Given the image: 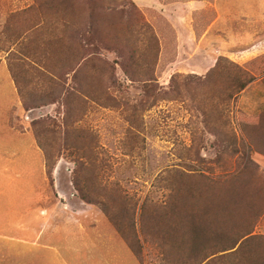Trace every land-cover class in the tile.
Masks as SVG:
<instances>
[{
    "label": "rangeland",
    "instance_id": "rangeland-1",
    "mask_svg": "<svg viewBox=\"0 0 264 264\" xmlns=\"http://www.w3.org/2000/svg\"><path fill=\"white\" fill-rule=\"evenodd\" d=\"M263 117L264 0H0V264H261Z\"/></svg>",
    "mask_w": 264,
    "mask_h": 264
},
{
    "label": "trees",
    "instance_id": "trees-1",
    "mask_svg": "<svg viewBox=\"0 0 264 264\" xmlns=\"http://www.w3.org/2000/svg\"><path fill=\"white\" fill-rule=\"evenodd\" d=\"M83 15V14H82ZM82 15L80 14V19H79V21L81 20V22H82ZM85 29H86V27H85V25H83L82 26V28H80V33H79V35L81 36V31H84L85 32ZM86 33H88L89 35H92V34H94V36H95V34H96V31H95V29L94 28H91V29H86ZM150 43L152 44L151 46H154V51H155V59H158V55H159V45H158V40L156 39V37L155 36H152V38H151V40H150ZM44 51V52H43ZM53 52H49L48 50H42L41 52L40 51H38L37 52V58H38V60L41 62H43L44 60H46L48 63H46V65L45 66H47V69L49 68H51L50 67V64H52V63H49L50 62V58H52L54 61H61V59L63 58V57H61V54H57V53H53ZM84 56L85 55H79L76 59H77V62L72 66V68L75 66V65H77L78 66V70H80L81 69V67L83 66V64L87 61V60H83V62H82V59H84ZM70 57V58H69ZM75 57H76V55L75 56H73V55H69V56H67L66 58H65V61L64 62H62V63H68V61H70V62H72L74 59H75ZM63 61V60H62ZM44 63V62H43ZM157 63V62H156ZM156 63H155V65H156ZM33 66H35V65H33ZM80 66V67H79ZM237 67V66H236ZM215 68H219V65L217 64L216 65V67ZM237 68H239V67H237ZM245 75H246V73L245 72H243V74L242 75H236V77H234V76H232V75H228L227 76V79H229V82H231V87H230V89L227 91V95H226V97H227V99L229 100V101H232V100H235L237 97H238V95L241 93V92H243L250 84H252L253 83V81H254V78L252 77V78H249V79H247V80H243V78H245ZM78 76H76L75 78H77ZM152 81V79L151 80H148V81H145V83H149V82H151ZM210 82V80H209V78L207 79V80H205L204 81V83H209ZM264 118V117H263ZM261 123H262V121H261ZM262 125L260 124V127H261ZM262 129L264 130V125L262 126ZM255 131H257V133H259L260 132V128H256V130ZM256 137L257 138H255V136H251V137H248V140L249 141H246V142H244L243 143V145H244V148H243V150H242V152H243V157H246L245 158V160L243 161V162H246V170L252 165V164H254V162H253V160H252V158H251V153H253L252 151H249L248 149H250V150H252L253 149V147L254 148H256L255 150L256 151H259V152H264V136L263 135H256ZM229 144H233V141L232 142H230ZM253 146V147H252ZM244 159V158H243ZM176 193V189L175 190H171V194H175ZM234 249V248H233ZM262 251V253H263V255H262V257H263V259H264V249H262L261 250ZM258 261L259 262H261V264H264V262H263V260H261L260 258L258 259ZM203 263V262H202Z\"/></svg>",
    "mask_w": 264,
    "mask_h": 264
},
{
    "label": "crops",
    "instance_id": "crops-1",
    "mask_svg": "<svg viewBox=\"0 0 264 264\" xmlns=\"http://www.w3.org/2000/svg\"><path fill=\"white\" fill-rule=\"evenodd\" d=\"M203 6V5H202ZM192 8H195V9H192ZM203 8V7H202ZM202 8H200V9H202ZM192 10V11H194V10H197V7L195 6V5H193V4H191V5H185V6H182L181 8H180V10L181 11H183V10ZM184 12V11H183ZM209 30H211V29H209ZM210 32V31H209ZM209 34L210 33H207V34H205V36H203L201 39H199L198 40V43H199V45L198 46H200V47H202L203 45H204V42L205 41H207L209 38H210V36H209ZM210 41V40H209ZM207 44V43H206Z\"/></svg>",
    "mask_w": 264,
    "mask_h": 264
}]
</instances>
